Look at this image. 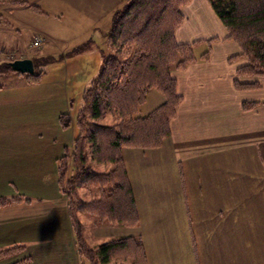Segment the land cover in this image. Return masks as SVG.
<instances>
[{
	"label": "crops",
	"instance_id": "crops-1",
	"mask_svg": "<svg viewBox=\"0 0 264 264\" xmlns=\"http://www.w3.org/2000/svg\"><path fill=\"white\" fill-rule=\"evenodd\" d=\"M15 1L26 4H11ZM108 1L97 2V9H104V15L122 5V0ZM41 2L0 0L2 49L23 55V33L27 30L31 37L42 36L45 47L59 41L57 35L51 36V26L42 22L47 13L51 14V8L39 5ZM100 14L92 15L95 21ZM183 15L184 24L175 35L177 43L198 42V55L205 52L202 44L212 43L208 51L211 59L172 71L181 102L170 123L171 143L160 150H125L124 156L148 262L264 264V79H254L260 86L253 89L235 87L237 69L244 65L243 59L235 60L241 49L235 42L225 40L227 31L207 0H193L184 7ZM91 38L92 35L87 40ZM91 55L92 64L87 61ZM105 55L97 48L84 59L69 57L65 63L69 79L84 75V69L88 78L90 69L94 75L103 66ZM51 56L50 51L40 55ZM47 69L37 84L13 73L12 85H0V188H5L0 197L10 204L0 207V251L18 246L1 264H15L27 255L30 259L26 264H75L67 199L57 182L56 148L4 143L42 140L48 134L53 139L57 134L56 124H46L44 118H58L61 103L49 95L53 87L66 84L62 83L64 78L46 84ZM75 84H80L79 78ZM149 102L152 109L164 99L153 92ZM245 103L257 104L246 110ZM29 124L34 125L33 131L28 130ZM35 167L49 170L46 186L31 178L29 172ZM150 217L155 221L147 229L145 223ZM113 233L107 234L104 241L110 240ZM90 237L93 239L94 231ZM163 238H168L180 255L177 262L166 255L165 247L161 249L159 242Z\"/></svg>",
	"mask_w": 264,
	"mask_h": 264
},
{
	"label": "rangeland",
	"instance_id": "rangeland-1",
	"mask_svg": "<svg viewBox=\"0 0 264 264\" xmlns=\"http://www.w3.org/2000/svg\"><path fill=\"white\" fill-rule=\"evenodd\" d=\"M100 0H42L41 3H38L39 5H45L49 6L51 9V14L47 13L48 18H44L42 22L45 26H51L49 32L51 33V36L57 35L58 40L55 44L53 41L50 45H47L45 47V40L40 35H35L33 37L32 34L27 30L25 31L24 38L25 40L22 41V43H26L25 48H22L23 55L20 53L18 55L15 54V51H7L5 48L0 49V65L3 63H13L16 60H21L22 58H32L35 60L36 66L35 71L37 73H44V68L48 67L47 72L45 73V79L46 84H49L51 81H54L56 79H62V83L66 84V87H53L54 91L53 93L49 95V98L51 95H54L56 97V100L60 101L61 105L59 107L58 112V118L53 119L52 117H46L44 118V121L46 124H56L57 127V134L54 136L53 139H50V135L47 138H42V140L37 139H25L20 141H5L4 143H8L12 146L18 147V146H24V147H30L33 148L37 144H41V148H48V147H54L56 148V164H57V173H58V185L60 192L63 193L64 197L67 199L65 201L66 208H67V215H68V221L70 228L73 233V249H74V258H75V264H98V258H97V249L102 246L103 244L113 241V240H120V239H129L134 238L136 240H141L146 253V259L148 262V256L147 251L145 247V242L143 237L141 236L140 230H138V227L141 224L140 221V215L137 209V202H136V196L133 192V189L131 187L129 175H128V169L126 166V162L124 159L125 156V150H157L162 149L165 144L171 143L170 136H171V130L170 135L162 138V142L159 146L156 148H150L145 149L143 146L141 147H131L126 146L122 150V162L117 164L116 162L110 161H104L103 158L109 156L110 158L114 159V155L112 154L111 148L107 146L106 142L100 138L98 135L95 136L90 131V134L92 135L94 141L96 138V144L89 142V130L93 127L95 130L96 128L101 127H115L119 126L123 123H127V121L132 120H139L149 117L152 113L156 112L158 109L161 108V106L164 105L166 99L163 96L162 93H160L158 90H150L147 93L146 99L143 104L139 105H133V108L128 112L129 114L121 116L118 113H113L112 110L108 111L104 114V116L99 120H94L90 113L86 110L85 106V100L84 96L86 95L87 90L89 89V86L94 81V75L99 72V69H97L95 74L93 75L92 69L89 70V78L87 74V69L83 70V72H86L84 75H80L79 77H76L75 79H72L70 76L69 79V72L67 74L66 71V62L69 59V57L72 59H84L85 55H89L90 52L93 50L100 48L101 50H104L105 52V60H108L109 58L118 57L120 59L125 58V51L128 49H124L125 45H116V47L112 44V41L110 39V30H111V24L113 20L114 13H106L104 15V9H97L98 3ZM130 0H122V5L116 9V11L124 10L125 5ZM190 2L185 4L184 6H181L180 9L183 13V9L185 6H188L193 2V0H189ZM98 2V3H97ZM108 3L109 1L106 0ZM78 5V7H77ZM77 7V9H76ZM101 13L100 16H97L94 20V17H92L93 14ZM185 21V16L183 23H181L176 29H175V35L178 29H180ZM90 25V26H89ZM91 26H95V28L89 29ZM90 32H88L89 30ZM53 34V35H52ZM92 35V38L87 40L88 37ZM36 38L43 40V45L41 47H35L34 41ZM227 38V34L225 37V40ZM176 40V39H175ZM219 41L220 39H216ZM198 43V42H197ZM202 47H204V53L201 55H198L196 46L193 48L194 52V59L193 62H190L187 66L181 69H177L176 67L171 70L172 71H181L188 68L191 64L197 63V62H208L210 61L211 57L209 56V52L212 50L213 44H202ZM45 48V49H44ZM240 48V47H239ZM51 49V50H50ZM199 49V48H198ZM48 51L51 52L52 58H42L40 55L42 53H48ZM22 52V51H21ZM74 52V54H71ZM197 55H196V53ZM70 53V54H69ZM70 55V56H69ZM92 57L88 58L87 61L94 63L93 55ZM243 59V58H241ZM244 60V65L247 63L246 59ZM82 62H85V60H82ZM48 65V66H47ZM243 66V65H242ZM44 67V68H43ZM241 67V66H240ZM64 69V70H63ZM13 73H10L9 75L1 76L0 75V85H7L10 86L13 84L12 79L14 77L13 74L11 77L10 75ZM83 74V73H82ZM24 75L25 74H21ZM28 75V74H27ZM63 75L65 77H63ZM26 77V76H25ZM79 78L80 84H75L76 80ZM89 81H87V79ZM242 81L249 82L254 79H264V78H257V77H251L252 80H245L246 78L242 77ZM86 81V82H85ZM83 82H85L83 84ZM120 83V84H119ZM123 81H118V84L121 85ZM125 83V82H124ZM75 84V85H73ZM117 84V82H116ZM72 86V87H70ZM85 86V87H84ZM236 87V86H235ZM4 88H11V87H4ZM44 89H49V87H43ZM158 93L163 96L164 102L162 104H158L155 108L150 109V102L148 103V98L150 97L151 93ZM62 96L64 98H62ZM42 98H45V93L42 95ZM181 102V100H180ZM180 104V103H179ZM179 106V105H178ZM176 108V113L177 109ZM176 116V114H175ZM175 116L170 120L171 121L175 118ZM60 117H63L66 121V125L62 126L60 124ZM79 123H84L85 128L81 131V128L79 127ZM169 123V124H170ZM46 126L47 125H43ZM170 126V125H169ZM89 127V128H88ZM35 129L34 125L29 124V131H33ZM160 130L158 129L157 132ZM83 136L86 138L83 139ZM95 136V138H94ZM100 141H104L103 148L99 146ZM48 143H52L50 146ZM48 145V146H47ZM102 149V150H100ZM103 149L106 150V155H103ZM86 153L85 157V163L81 164L79 162V156L80 153ZM109 153V154H108ZM44 158H48L45 156ZM115 163V164H114ZM123 166L125 170V174L127 175V179L129 182V188H131V198L126 197L127 195L126 191L127 186L123 185L122 190H117L119 194H114L113 196L106 201L105 197H109L110 191L108 194L107 192H103V187H108L111 190H114V187L117 188L116 184H107L102 183L98 184L97 181H95L92 178H82V174L80 172L81 168H85L89 170L93 174H106L113 171L115 168H118L117 165ZM84 165V166H83ZM116 166V167H115ZM34 169V167H32ZM36 170H32L31 178H35L39 180L41 185L46 186L48 184L47 181V175L49 174L48 169L38 170L39 167H35ZM83 171V170H82ZM73 182L75 184V187L73 185ZM77 182V184L75 183ZM113 182V181H112ZM94 184V186H93ZM103 186L101 188L98 187ZM5 191V188H0V192L2 193ZM72 191L74 193L72 194ZM114 190V191H115ZM113 191V192H114ZM1 194V193H0ZM92 197H91V195ZM22 195V194H21ZM73 196V197H72ZM131 199L134 201V212H136V221L134 218V214H132V206L130 205L128 209L125 211L122 210L118 211L117 213H114V218L111 216H101V214H98V208L101 204V201L104 202L100 205L101 213H105V211L112 207L113 205H118V201L123 202L126 207L128 203L131 202ZM142 202L144 199L141 200ZM8 201H6V198L0 197V207H4L7 204ZM11 203V202H9ZM157 210H161L160 206H157ZM126 223H125V222ZM151 221H155L151 217L148 219V221L145 223L147 226V229H150L149 223ZM85 227L87 228V231L85 233ZM99 227H103L101 230H99ZM120 228V229H119ZM94 231V237L93 239L90 237V232ZM101 231V232H100ZM111 232H114L112 234V237L110 240L105 239V236L108 234H111ZM111 236V235H109ZM161 249H164L165 247V253L170 258L175 260L177 262V259H181L180 255L177 256V253L175 252V248L173 247L172 243L169 241L168 238H163L159 242ZM18 247V246H17ZM17 247H13L7 250H13ZM7 250H1L0 253L5 252ZM83 252H90V256L83 255ZM11 256V255H10ZM88 258H87V257ZM7 256L0 259L1 262L6 259ZM30 257L27 255L26 258L20 262H17L15 264H26L28 263ZM114 261L111 262V264H131V261L127 256L123 254L121 255H114L113 257ZM149 264V262H148ZM157 264V263H153ZM158 264H166L165 262L161 261Z\"/></svg>",
	"mask_w": 264,
	"mask_h": 264
},
{
	"label": "trees",
	"instance_id": "trees-1",
	"mask_svg": "<svg viewBox=\"0 0 264 264\" xmlns=\"http://www.w3.org/2000/svg\"><path fill=\"white\" fill-rule=\"evenodd\" d=\"M207 1L216 18L226 29V39L235 42L241 49V54L235 60L238 58L247 60L245 65L237 69L235 86L237 89L259 87L258 81L245 82L241 78H264V0ZM189 2V0H130L124 10L115 11L109 34L110 39L115 47L125 45L124 49L128 50L125 51L124 59L113 57L104 62L84 96L86 110L94 120L101 119L110 110L121 116L127 115L133 105L143 104L147 93L154 89L162 93L166 101L160 109L147 118L129 120L115 127L99 129L95 127V130L92 127L88 133L89 142L95 143V136L98 135L111 148L110 152L114 155V159L110 158L103 149V155H106L103 158L104 161L112 160L119 164L122 162L124 147L156 148L161 144L162 138L170 135L169 123L175 116L176 108L181 100L177 94V81L170 72L175 67L181 69L193 62V48L197 44H180L175 40V29L184 20L180 7ZM11 4L26 3L15 1ZM35 10L42 13L38 8ZM33 61L35 63V60ZM10 73L18 72L11 68L10 63L0 65L1 76ZM43 74L35 71L34 74H25V76L28 83L37 84L42 80ZM119 80L123 81L121 85L118 84ZM255 104L257 103H245L244 108L251 109ZM60 124L66 125L63 117H60ZM79 127L82 131L85 124L79 123ZM158 129L159 132H157ZM90 131L95 135V141ZM85 138L83 136V139ZM104 141L99 143L101 148H103ZM85 157L86 153L81 152L79 156L81 164L85 163ZM117 166L118 168L106 174H93L86 167L81 168L80 172L82 178H92L98 184L101 182L109 185L116 184L117 188L114 187V190H122L123 185H126L127 195L125 196L131 198V188H129L125 170L122 164ZM73 185L72 187L76 189L74 182ZM98 187L103 186L98 185ZM103 188V192L107 194L112 191L109 197H105L106 201L112 196L114 198V194H119L117 190H111L106 186ZM71 192L74 193L72 190ZM103 202L102 200L101 204ZM100 205L97 212L104 218L106 216L114 218V213L118 214L122 206L125 211L131 205V213L135 215L136 221L133 199L127 207L123 202L118 201V205L110 206L105 213H101ZM14 251L11 249L0 253V259L13 255ZM123 253L125 256L128 255L131 264H148L142 241L134 238L113 240L100 246L96 255L98 264H111L114 261V255ZM90 254V252H83L84 257Z\"/></svg>",
	"mask_w": 264,
	"mask_h": 264
},
{
	"label": "water",
	"instance_id": "water-1",
	"mask_svg": "<svg viewBox=\"0 0 264 264\" xmlns=\"http://www.w3.org/2000/svg\"><path fill=\"white\" fill-rule=\"evenodd\" d=\"M11 68L21 74L32 75L35 72L34 62L31 59L17 60L11 63Z\"/></svg>",
	"mask_w": 264,
	"mask_h": 264
},
{
	"label": "built area",
	"instance_id": "built-area-1",
	"mask_svg": "<svg viewBox=\"0 0 264 264\" xmlns=\"http://www.w3.org/2000/svg\"><path fill=\"white\" fill-rule=\"evenodd\" d=\"M42 45H43V40L39 39V38H36L35 41H34V46L35 47H41Z\"/></svg>",
	"mask_w": 264,
	"mask_h": 264
}]
</instances>
